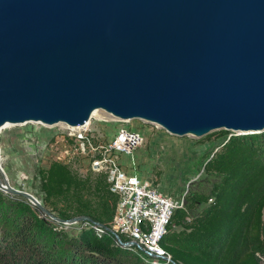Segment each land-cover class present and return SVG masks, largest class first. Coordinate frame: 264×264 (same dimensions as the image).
Returning a JSON list of instances; mask_svg holds the SVG:
<instances>
[{
  "label": "water",
  "instance_id": "1",
  "mask_svg": "<svg viewBox=\"0 0 264 264\" xmlns=\"http://www.w3.org/2000/svg\"><path fill=\"white\" fill-rule=\"evenodd\" d=\"M102 115L178 138L264 131V0H0V129Z\"/></svg>",
  "mask_w": 264,
  "mask_h": 264
},
{
  "label": "trees",
  "instance_id": "2",
  "mask_svg": "<svg viewBox=\"0 0 264 264\" xmlns=\"http://www.w3.org/2000/svg\"><path fill=\"white\" fill-rule=\"evenodd\" d=\"M201 167L204 174L218 175L219 181L207 194L185 196L186 204L174 209L158 245L176 264H263V131L254 136L231 135ZM35 173L46 209L62 219L86 216L110 227L117 195L109 190L104 174L80 175L56 160ZM200 204L204 206L190 215ZM20 209L11 223L0 222V264L143 263L144 256L123 253L104 229L88 226L60 244L53 239L47 242L40 238L46 227L43 218L26 205Z\"/></svg>",
  "mask_w": 264,
  "mask_h": 264
},
{
  "label": "rangeland",
  "instance_id": "3",
  "mask_svg": "<svg viewBox=\"0 0 264 264\" xmlns=\"http://www.w3.org/2000/svg\"><path fill=\"white\" fill-rule=\"evenodd\" d=\"M119 127L138 130L143 136V144L131 156H121L123 163L131 165V170L137 173L140 178L150 179L158 184L159 190L163 194L174 197L178 202L181 201L182 206L186 204V195L191 192L207 194L212 184L219 181V176L216 174H204L201 164L218 148L222 141L228 139L231 135H258H240L215 131L198 139L186 136L178 138L166 134L163 130L153 125L145 124L138 120L118 121L102 116L90 118L85 131L106 140ZM67 137H69L68 131L58 125L48 127L36 123H25L7 125L1 128L0 180H2L1 172H3L7 177L9 187L32 195L46 209L42 203V193L38 189L39 182L35 170L46 168L53 160L66 161L70 152L74 153V147L69 145L68 141L70 140ZM72 160L71 158L69 159V161ZM69 165L71 169H74L80 175H84L86 172L87 163L84 157H81V154L75 158L74 164L70 162ZM0 197L2 198L0 203V222L4 220L11 223V218L16 217L15 214L20 215V207L26 205L37 217L43 218L46 227L40 238L44 236L47 242L53 239L54 243L60 244L63 239L75 236L84 227L96 228L97 226L95 222L86 220L72 223L61 222L59 220L65 221L68 219H62L55 212L46 209L56 219L50 218L25 197L18 194L0 190ZM203 206V204L198 205L196 209L189 212L190 215L196 214ZM107 228L116 234L111 226ZM174 229L177 230L178 227H174ZM109 234L112 235L111 233ZM115 243L120 246L123 253L134 252L116 240ZM130 245H133V243ZM135 253L140 254L141 252ZM151 258L144 257L142 264H171L163 259L154 262L155 260Z\"/></svg>",
  "mask_w": 264,
  "mask_h": 264
},
{
  "label": "built area",
  "instance_id": "4",
  "mask_svg": "<svg viewBox=\"0 0 264 264\" xmlns=\"http://www.w3.org/2000/svg\"><path fill=\"white\" fill-rule=\"evenodd\" d=\"M85 127L80 130L66 129L74 153L70 152L66 161L59 162L74 164L75 158L81 154L87 163L86 172L104 174L109 190L117 195L110 226L120 241L133 243L125 247L141 252L146 258L152 257L154 262L162 257L166 261L169 255L160 248L158 241L165 233L174 209L182 207V203L163 194L158 184L140 178L131 170V165L123 163L121 156H131L143 144V136L138 130L119 127L104 140L87 133ZM70 158L73 160L69 161ZM95 229L103 230L98 225Z\"/></svg>",
  "mask_w": 264,
  "mask_h": 264
},
{
  "label": "bare ground",
  "instance_id": "5",
  "mask_svg": "<svg viewBox=\"0 0 264 264\" xmlns=\"http://www.w3.org/2000/svg\"><path fill=\"white\" fill-rule=\"evenodd\" d=\"M96 115V114H95ZM102 116H104L105 118H107V119H111V118H109L108 116H105V115H102ZM7 126V125H6ZM6 126H4V127H6ZM0 171H1V168H0ZM1 175H2V180H0V189L1 190H3L2 188H3V186L5 185V183H4V181L6 182V184L7 185H9L8 184V182H7V177L5 176V174L3 173V172H1ZM32 196V195H31ZM33 197V196H32ZM36 199V198H35ZM28 200V199H27ZM30 203H32L30 200H28ZM36 201L40 204V202L36 199ZM33 205H34V203H32ZM41 205V204H40ZM166 261H168V259L166 260Z\"/></svg>",
  "mask_w": 264,
  "mask_h": 264
}]
</instances>
